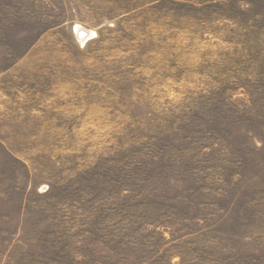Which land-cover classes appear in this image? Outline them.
I'll use <instances>...</instances> for the list:
<instances>
[{
    "label": "rangeland",
    "instance_id": "374dc122",
    "mask_svg": "<svg viewBox=\"0 0 264 264\" xmlns=\"http://www.w3.org/2000/svg\"><path fill=\"white\" fill-rule=\"evenodd\" d=\"M0 264H264V0H0Z\"/></svg>",
    "mask_w": 264,
    "mask_h": 264
},
{
    "label": "bare ground",
    "instance_id": "6f19581e",
    "mask_svg": "<svg viewBox=\"0 0 264 264\" xmlns=\"http://www.w3.org/2000/svg\"><path fill=\"white\" fill-rule=\"evenodd\" d=\"M80 29L78 28L77 29V31L76 32H78V35H79V33H81V34H83L81 31L83 30V29H81V31H79ZM84 31V30H83ZM84 32H86V31H84ZM88 33V32H87ZM86 35V34H85ZM79 37V36H78ZM84 38V37H83ZM83 40V39H82Z\"/></svg>",
    "mask_w": 264,
    "mask_h": 264
}]
</instances>
